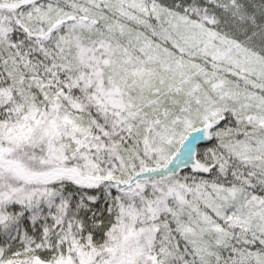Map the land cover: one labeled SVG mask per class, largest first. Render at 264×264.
<instances>
[{"label": "snow or ice", "instance_id": "snow-or-ice-1", "mask_svg": "<svg viewBox=\"0 0 264 264\" xmlns=\"http://www.w3.org/2000/svg\"><path fill=\"white\" fill-rule=\"evenodd\" d=\"M0 264H264V0H0Z\"/></svg>", "mask_w": 264, "mask_h": 264}]
</instances>
